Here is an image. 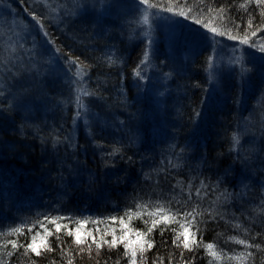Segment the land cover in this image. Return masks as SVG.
<instances>
[{
  "label": "trees",
  "instance_id": "trees-1",
  "mask_svg": "<svg viewBox=\"0 0 264 264\" xmlns=\"http://www.w3.org/2000/svg\"><path fill=\"white\" fill-rule=\"evenodd\" d=\"M17 1L18 10L39 18L44 35L36 38L49 41L55 59L36 45L28 56L29 43L0 36V264H128L123 244L97 250L93 237L111 241L113 230L120 237L119 218L143 232L152 219L147 213L159 218L160 209L176 220L163 235L161 224L145 238L153 247L144 264H264V109L257 117L246 112H253L246 105L253 97H246L225 60L228 73L219 79L225 89H214L209 43H234L230 31L247 34L250 47L264 44V30L251 36L264 23V5L149 0L157 5L142 4L149 10L184 11L181 17L201 24L180 29L176 43L186 39L189 52L179 44L168 54L160 40L145 60L137 18L119 24L126 1L108 5L104 15L103 1H62L71 9L55 20L41 5ZM129 12L136 16L138 9ZM103 18L111 20L110 34ZM160 88L171 91L157 97ZM189 212L190 232L201 245L192 251L173 244ZM126 213L133 214L130 221ZM78 221L85 222L81 245L67 234ZM33 239L40 255L27 248ZM135 239L130 232L128 240Z\"/></svg>",
  "mask_w": 264,
  "mask_h": 264
},
{
  "label": "rangeland",
  "instance_id": "rangeland-1",
  "mask_svg": "<svg viewBox=\"0 0 264 264\" xmlns=\"http://www.w3.org/2000/svg\"><path fill=\"white\" fill-rule=\"evenodd\" d=\"M23 1V0H22ZM29 1L32 5L33 3H37L43 7H45L49 13L52 15V20L58 19V17H62L59 15L60 12L69 13L71 6L62 2L66 0H24ZM68 1H103L102 14L108 12L107 6L112 5L113 2L116 1H132L129 5L124 2L120 7L121 13L124 14V18L120 21V25L127 27L129 23L132 22L134 18L136 20V26L141 24V36L144 37L147 41V49L148 55L152 53L154 50V46L160 41H164L165 51L169 54L172 52L173 46L175 45H185L186 52H189V43L186 39H181L177 44L178 35L180 34V29L182 27H189L193 25V21L189 19H185L181 16L176 15H168L162 11L158 10H149L144 5L140 3V0H68ZM137 1V4H135ZM17 0H0V36L6 40H14L17 44H21L22 46L26 43L29 45L25 46V52L28 56L31 55L32 51H29L32 46L36 45L49 60H54L55 57L53 55V51L50 47L49 41L45 42L43 39L42 42L39 43L40 39L36 38V35L42 33L44 35L42 29L36 27V22L34 23L33 18L27 14H24L22 11L18 10L14 4H17ZM86 5V3H83ZM116 4H118L116 2ZM87 8L93 6H85ZM80 9V8H77ZM131 9H138V13L136 16L131 15L129 12ZM26 12V11H25ZM79 12V10L77 11ZM27 13V12H26ZM76 15V14H75ZM148 16V23H144V16ZM166 15V16H165ZM73 16V15H72ZM77 16V15H76ZM108 16V15H105ZM163 16H165L163 18ZM29 18V20H28ZM32 19V20H31ZM103 20L108 21V25L105 27V34H110L109 29L111 28V20L110 18H103ZM102 20V21H103ZM127 25V26H126ZM10 31V32H8ZM185 31V30H184ZM19 43H18V42ZM210 47L212 48L214 54V70L212 73L214 74V82L215 90L221 91L225 89L222 88L221 85H224V82L221 84L219 79H222L223 74H227V67L231 69V73L236 81V83L246 92L247 95H252V100H246V105H249V109L253 110V112L246 111L248 113H253L256 117L258 116L259 109H264L263 101H264V52H261L256 47H250L248 44H240L239 40H235L234 43L224 46L223 43L217 44L212 39L209 40ZM2 44V43H1ZM187 45V46H186ZM30 46V47H29ZM185 52V53H186ZM184 53V54H185ZM221 55V56H220ZM224 55V57H223ZM57 58V57H56ZM148 58V57H147ZM44 59V58H43ZM58 60V59H57ZM228 62L226 68L223 67V63L221 61ZM45 61V59H44ZM217 64L219 67L217 68ZM217 68V69H216ZM76 73L80 75V72L76 70ZM161 81V80H159ZM161 86L164 87L165 82H160ZM158 84L157 87L160 85ZM256 88V89H254ZM157 93V97H161L163 95H167V93L171 90L160 88L159 90H155ZM245 97V98H246ZM245 101V100H244ZM245 112V113H246ZM249 115V114H248ZM83 119V115H81ZM247 122V120L245 119Z\"/></svg>",
  "mask_w": 264,
  "mask_h": 264
},
{
  "label": "snow or ice",
  "instance_id": "snow-or-ice-1",
  "mask_svg": "<svg viewBox=\"0 0 264 264\" xmlns=\"http://www.w3.org/2000/svg\"><path fill=\"white\" fill-rule=\"evenodd\" d=\"M141 4H144L147 8H155L157 7L156 4H152L149 3V0H140ZM201 3H203V0H201ZM255 3L257 5H264V0H255ZM163 7V6H161ZM241 7L243 8L244 5H241ZM165 11H172L171 7H166L164 8ZM209 11H212V9H209ZM225 11V9H221L220 13L223 14V12ZM174 15L177 16H185V12L184 11H179L174 13ZM261 16L264 17V9H262L261 11ZM33 19H35L37 21V23H39V18L38 17H33ZM144 23H148V16L145 15L144 16ZM194 23L196 24H201V20L199 18L194 19ZM204 28H208L207 24H203L202 25ZM252 27V23L251 21H249V29H251ZM213 34L215 35H225L226 33L224 31H218L216 28H211L209 29ZM264 30V23H262L261 25H259L255 31L251 32V36H256L257 32H260ZM247 32V30H246ZM228 38L231 40H237L239 39V43L244 45V44H250V38L249 36L246 34L244 35L242 38L231 34V32L229 31L227 33ZM252 47H256L258 48L259 51L264 52V44H255L252 43L251 44ZM148 57V53L147 51L144 53V59L146 60ZM143 62V61H142ZM234 141H236L238 143V140H236V137H233ZM194 211V210H193ZM161 214L159 215V218H155L157 216L156 212H152V213H147V215H149L150 217H152L151 221H150V226H149V221H145V225H146V230L143 232L140 231H135L132 228L129 227V224L125 222V220L123 218H119V223L122 225L123 228V234L120 237H117L115 235V231L113 230L112 233V240L108 241L103 239V237L100 238V242L96 241V238L93 237V243L96 246V249L99 250L102 246L107 245L110 249H115L117 247L118 244H123V247L125 249L124 251V256L128 258V264H138V254H139V264H144L145 261V257H144V253L148 250L151 249L153 247V243L151 241V239H145L146 237H150L151 233L154 231V229H156L157 227H159L161 224L164 225V227L160 228V232L161 235H163V232L165 230H167L168 228V224L172 221L176 220V214H172L171 212H168V214H164L165 210L164 209H160ZM125 215L128 216L129 221L133 218V214L132 213H126ZM136 216H140V212H137L135 214ZM193 213L189 212V213H185L184 217H185V223H181L180 224V228L182 229V231L177 232V235L175 237V239L173 240V244H175L177 247L180 246V244L183 245L184 249H187L189 251L193 250V246L194 247H200L201 245L199 243H197V239H196V233L195 232H190V228L193 227V221L192 220H188L187 217L192 216ZM113 220V222L116 221V217L111 218ZM51 223L56 224V221L53 220L51 221ZM79 227H77L76 229H68L67 234L72 236L74 234V242L76 245H81L83 244L85 241L82 238V235L80 233V228H82L84 226L83 221H78L76 222ZM64 228H68L67 225L63 226ZM16 232H19L20 229L17 228L15 229ZM61 231V225L56 224V232L59 233ZM172 231H176L175 229H172ZM130 232H134L136 239L135 240H128V236ZM48 235H52L51 232L48 233ZM88 236H92L91 232L87 233ZM105 235H107V232L105 233ZM182 237V239H181ZM191 237V245L189 243V239ZM57 239H59V236H57ZM234 239V238H233ZM127 241V242H125ZM237 243H241V244H245L246 242L243 240L240 241H236ZM257 249H260V245L256 244V245H251ZM45 247L47 248L48 251H51L52 249L50 247L47 246V244L45 243ZM206 247L208 249H212L213 245L212 244H207ZM27 248L31 249V251L33 253H35L36 255H40L41 253L38 251V248L36 246L35 243V239H33V242L27 245ZM81 251H83V249H81ZM89 251H91V245H89ZM213 256L216 255V253H211ZM250 255V254H249ZM68 264H72L71 261L68 262ZM117 264H119V261H117Z\"/></svg>",
  "mask_w": 264,
  "mask_h": 264
},
{
  "label": "bare ground",
  "instance_id": "bare-ground-1",
  "mask_svg": "<svg viewBox=\"0 0 264 264\" xmlns=\"http://www.w3.org/2000/svg\"><path fill=\"white\" fill-rule=\"evenodd\" d=\"M66 1H68V0H66Z\"/></svg>",
  "mask_w": 264,
  "mask_h": 264
}]
</instances>
